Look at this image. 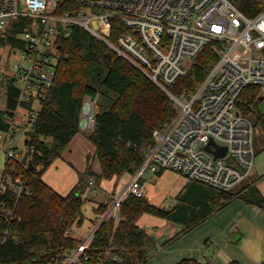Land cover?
I'll use <instances>...</instances> for the list:
<instances>
[{"label": "built area", "instance_id": "1", "mask_svg": "<svg viewBox=\"0 0 264 264\" xmlns=\"http://www.w3.org/2000/svg\"><path fill=\"white\" fill-rule=\"evenodd\" d=\"M65 6L68 9L60 11ZM75 26L139 67L177 109L163 130L153 131L143 163L100 223L109 216L121 219L120 205L127 195L146 196L144 180L150 171L174 170L223 190L250 177L256 158L254 123L240 110L239 101L248 86L264 92V9L249 16L231 0H0V104L8 123L0 128V150L7 159H24L28 150L23 153L15 138L24 133L28 144V130L54 81L61 42ZM113 27L119 30L115 41ZM206 49L218 59L197 90L174 91ZM7 83L19 91L11 109L5 106ZM83 113L86 125L94 124V101H85ZM219 149L226 153L217 155ZM31 193L22 176L0 171L3 240L11 234L12 222L21 219L16 201L10 203L7 195L19 199ZM99 224L75 249L47 264H89L88 249Z\"/></svg>", "mask_w": 264, "mask_h": 264}, {"label": "trees", "instance_id": "2", "mask_svg": "<svg viewBox=\"0 0 264 264\" xmlns=\"http://www.w3.org/2000/svg\"><path fill=\"white\" fill-rule=\"evenodd\" d=\"M249 16L264 9V0H231ZM60 11L68 8L61 7ZM119 30L113 27L111 39L115 41ZM62 56L53 84L41 101L39 114L28 130V151L23 160L7 159L6 174L26 179L32 193L17 199L7 195L10 203H17L21 219L12 222L11 234L0 236V264H47L54 257H63L82 241L68 230L84 221L83 206L90 180L99 185L104 179L118 181L126 173L134 174L144 161L153 143V131L163 130L177 115L169 95L129 60L88 30L75 26L62 42ZM218 56L210 49L201 53L189 73L182 77L174 91L188 94L197 90ZM18 89L5 86V106L14 108L18 102ZM87 98L95 100L94 124L88 134L96 147L101 172L92 164L79 173L76 185L61 194L43 178L44 172L60 158L80 131L84 104ZM262 100L257 86H248L241 94L239 107L255 123L264 125V114L256 111ZM6 110L0 105V128L7 127ZM32 162L33 168L29 165ZM164 170L158 171V173ZM235 198L264 209V195L253 183H245L235 191L223 190L190 180L178 195L179 203L171 209L152 204L146 196L127 195L120 205L121 219L109 216L95 232L88 249L89 264H149L158 244L137 221L144 213L164 217L181 223V235L204 220L208 215L226 206ZM105 214L109 202L101 203ZM175 264H213L196 258H183ZM227 264H241L231 260Z\"/></svg>", "mask_w": 264, "mask_h": 264}, {"label": "rangeland", "instance_id": "3", "mask_svg": "<svg viewBox=\"0 0 264 264\" xmlns=\"http://www.w3.org/2000/svg\"><path fill=\"white\" fill-rule=\"evenodd\" d=\"M0 49L3 50L4 47L0 45ZM109 52H111V55L113 57V51L110 50ZM17 57L18 56H14V58ZM134 66L142 72L139 67H137L136 65ZM262 97L263 99L261 100L258 108H256V111L264 114V92H262ZM36 106L39 107V103H37ZM23 112L26 113V111ZM250 119L254 123V137L256 142L254 145L256 146L260 142L258 140H262L264 138V125L261 123H255L256 118L254 115L253 117L251 116ZM25 138L26 134L22 133L18 137H16L14 141L15 145L19 146V149L23 153L28 150V144L25 142ZM259 154L260 153L256 155V158ZM6 160V154L4 153V151L0 150V171H3L5 169ZM54 169H56V164L52 165L49 171H52ZM68 171L70 172L71 168H68ZM126 174L125 176L123 175L117 182H115L116 195L120 193V191L125 187L131 177V175H128L130 173ZM186 179L187 178L182 174L170 169H166L161 173L150 171L147 173L146 179L144 180L146 187V198L156 206H160L165 209H171L179 203L178 195L185 190ZM112 183L114 184V181L112 182L106 180V183L97 187L95 186V184H90V188L86 191L85 194L87 201L83 206L84 221L81 225H75L73 227L75 235L83 238L84 236L82 232H86L89 230V224L91 223L90 221L94 214L93 207L95 205L105 202H109V207L112 205L116 197V195H114L115 192H109L108 189L109 185H111ZM242 185L244 184L236 187L235 191L240 189ZM245 203L246 202L241 198H236L232 200V202H230L227 206L222 207V209L218 210L217 213H213L204 221L193 226L189 231L187 230L186 233H189L190 236L185 238L183 236L186 233H183L178 238H175L171 241H166L167 243L165 242V246L163 247L162 243L160 242V246L158 247V250L160 251L157 252L156 256L152 258L150 264H175L182 258L189 256V251L183 247L190 244L193 246L195 245V248L197 249L195 252L201 250V252H204V254H208V251L210 250L211 253H215L217 257H220L217 261V264H223V262L219 261H221L224 256L229 255V253L231 252L229 247L232 248L238 245L237 242L230 241V237L232 236L229 235L228 231H231V222L235 223L237 218L241 215L242 211L240 210L241 207L245 205ZM105 214H103V216ZM144 217H151L155 220L165 219L164 217H160L151 213H145L143 218L138 221V224L141 226L144 222ZM168 221H170L172 227H169L166 230L167 233L169 232L171 234H177L182 228H184V225L180 223H176L171 220ZM158 227V224L153 226V228ZM234 230L235 233L238 232V229Z\"/></svg>", "mask_w": 264, "mask_h": 264}, {"label": "crops", "instance_id": "4", "mask_svg": "<svg viewBox=\"0 0 264 264\" xmlns=\"http://www.w3.org/2000/svg\"><path fill=\"white\" fill-rule=\"evenodd\" d=\"M86 101H94L95 111V100L87 98ZM92 128L93 124L86 125L83 113L80 123V131L68 144L62 156L52 163V165L56 164V169L49 171L50 167L52 166L51 165L44 172V180L61 194H67L76 185L79 180V173L83 172L87 168L88 163L92 164L94 171L101 172V164L96 155V147L88 138V134L91 132ZM258 141L260 142L255 146V150L256 155L258 153L260 154L257 156V158H255V166L252 174L243 184L253 182L264 195V138ZM255 143L256 142L254 137V144ZM68 168H71L70 172L68 171ZM106 180L109 179H104L99 185L95 186L97 187L103 185L104 183H106ZM109 181H114V184L112 183L111 185H109V192H115L114 195H116L115 182L117 181L115 179H110ZM189 181L190 180L187 178L185 185H187ZM99 205L100 204L98 203V205H95L93 207L94 214L90 221L91 223L89 224V230L86 232H82L84 236L83 238H81L82 240L97 227V225L100 223L101 218L103 217V214L100 213L97 208L99 207ZM240 211H242L241 215L237 218L235 223L231 222L230 226L232 228L231 231L229 230L230 232L228 231L229 235L232 236L230 237V241L237 242L238 245L232 248L229 247L231 252L229 253V255L224 256L223 259H221V261L219 262L227 264L231 260H237L241 264H264V209L254 204L245 203V205L241 207ZM217 212L218 210L213 213ZM144 214L140 216L138 221L143 218ZM212 214L208 215L206 218H208ZM156 224H158L159 227L153 228V226ZM141 227H143L149 234L155 237L158 247L160 246V242L162 243L163 247L165 246L164 243L166 241L175 239L174 237L183 229L182 228L177 234H171L169 232L167 233L166 230L169 227H172L170 221H168V219L166 218L164 220H155L151 217H144V222L142 223ZM234 229H238V232L235 233ZM71 233L75 235L73 229ZM179 236H177L176 238H178ZM188 236H190L189 233H186L183 237L186 238ZM183 248L189 251V256H186L185 258H196L197 260L204 262L211 261L213 264H217V261L220 258L217 257L215 253H211L209 249L208 254H204V252H201V250L195 252L197 250L195 248V245L193 246L190 244L184 246ZM159 251L160 250H158L157 248V251L150 257L149 264L150 261H152V258L155 257L156 253Z\"/></svg>", "mask_w": 264, "mask_h": 264}, {"label": "water", "instance_id": "5", "mask_svg": "<svg viewBox=\"0 0 264 264\" xmlns=\"http://www.w3.org/2000/svg\"><path fill=\"white\" fill-rule=\"evenodd\" d=\"M94 25L96 26V22H94ZM1 41H2L3 44L6 43V39H5L4 37L1 38ZM107 57H108V60L110 61L111 58H112L111 52H108V53H107ZM262 99H263V97H262ZM26 141H27V140H26ZM207 148H209V146H207ZM225 153H226V149H224V150L219 149L218 151H216V154H217V155H224ZM29 165L31 166V168H33V166H32V162H31V161H29ZM100 225H101V223L99 224V226H100ZM99 226H98V228H99ZM98 228H97V229H98ZM97 229H96V231H97Z\"/></svg>", "mask_w": 264, "mask_h": 264}]
</instances>
